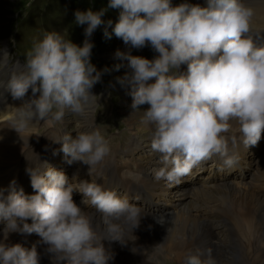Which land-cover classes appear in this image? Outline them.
Segmentation results:
<instances>
[{"label": "clouds", "instance_id": "1", "mask_svg": "<svg viewBox=\"0 0 264 264\" xmlns=\"http://www.w3.org/2000/svg\"><path fill=\"white\" fill-rule=\"evenodd\" d=\"M108 8L119 10V17L114 27L107 21L105 38L114 34L131 48L150 46L158 53L148 59L116 52L130 69L120 83L130 88L133 112L147 105L141 122L151 128V148L161 165L153 169L154 179L179 184L214 156L233 169L240 160L239 144L255 146L264 133V44L252 35L255 11L245 0H206V6L187 0H109L99 11L76 10L74 24L87 25L82 46L58 32L46 33L27 50L23 67L12 70L6 83L0 81L13 99L32 94L13 107L8 128L29 143L41 121L63 124L66 113L84 116L98 104L91 90L109 70H97L91 62L90 38L105 23ZM8 57L0 50L4 62ZM182 65L186 71H180ZM53 142L62 144L68 164L87 165L90 178L99 175L112 151L99 129L74 137L63 133ZM34 155L39 163L25 157L33 194L17 189L15 180L7 195L0 188V264H40L36 245L6 243L11 233H35L51 264H109L114 256L105 241L127 246L137 240L134 231L147 215L144 207L95 179L80 180L78 174L69 179ZM74 192L82 194L80 204ZM87 208L95 209L98 219ZM183 264L217 261L212 249L197 248Z\"/></svg>", "mask_w": 264, "mask_h": 264}, {"label": "bare ground", "instance_id": "2", "mask_svg": "<svg viewBox=\"0 0 264 264\" xmlns=\"http://www.w3.org/2000/svg\"><path fill=\"white\" fill-rule=\"evenodd\" d=\"M187 2L206 6V0H187ZM245 2L247 3V0ZM252 5H260V7L256 8L264 9V0H261V2L253 0ZM253 27V33L264 30V11L258 10L257 13L255 11ZM16 65L12 70H14ZM186 68V65H182L180 70L186 71ZM9 71L10 69L7 70L8 74L4 76L5 78H9ZM129 91L128 87L122 89L123 96L127 97V103L131 106L132 100ZM30 98L31 95L25 97L24 100L16 101L13 99L14 101L6 103L0 98V137H3L0 139V188L5 190V195L8 194L11 180L16 179V176L11 171L12 166H21L23 168L21 178L25 180L30 178L28 173L24 171L30 166L29 162L19 159L15 163L10 164L11 155L22 149L24 145L27 146V159L37 163L34 153L39 154L41 159L42 156L51 155L57 149L51 136L46 141L34 142L31 140L26 145L15 130L8 128V122L14 110L11 113L10 111L13 107H19ZM124 112L128 114L126 123L128 121L131 127L141 121L142 110L133 112V109L130 108ZM91 115V111L88 110L83 119L89 121ZM5 123H8V125L3 126ZM142 125H140L139 131H133V136L146 142L147 133H140V130H148V135H151V128L144 126L143 123ZM90 130L92 129L88 125V131ZM57 134L59 132L55 131L54 135ZM236 135L239 137L238 132ZM261 140L260 144H263L264 133H262ZM232 151L236 152L237 149H232ZM238 153L240 160L233 169L223 167L221 160L216 156L199 165L201 173L193 169L191 174L184 177L183 180L188 181L194 178L196 183L189 189L185 188V185L179 186L178 191H183H181V194L176 191L177 195L172 198L174 200L180 198V200L173 202L165 210L163 207L152 208L149 206L144 208L147 215L142 218L140 227L134 231L137 240L124 246L125 250L130 248L127 254L130 256L127 257L128 260L123 255L121 245L118 242L105 241L107 248L112 243V247L117 251L116 256L109 264H127L129 260L135 262L138 259L134 257L138 255L149 256L150 258L144 257L143 260L158 264L153 260L154 254L183 263L189 251L195 252L197 248L205 251L209 248L212 249V255L215 257L217 264H264V150L261 155L252 154V157L246 162L248 165L245 170L243 169L245 163L244 148L238 146ZM142 157H136L137 160H140L137 165H133L129 157L127 160L122 161L121 167L124 166L123 174L128 179L127 174L131 169L137 173H142V175L136 176L138 181H135V185L152 190L157 197V201L160 202V206L168 205V201L171 199L167 200L168 193L173 191L171 187L174 184H170L165 180L157 182L153 177V169L161 166L153 164L149 159L144 161ZM58 158L60 156H55L53 162L48 165H54ZM107 163L105 161L104 165ZM102 167H98L99 175L95 176L104 177ZM87 170L88 166L82 162H76L73 167L67 168L69 178H72L74 174H78L80 180H83V173H87ZM234 178H238V180ZM25 183L28 184L26 181ZM155 187L162 189L166 187L163 189L164 194L160 192L163 195H159L157 191H154L156 190ZM75 201L80 204L82 199ZM86 211L95 215L98 219L99 214L95 210L87 208ZM18 235L19 233H11L6 243L10 245L19 243ZM25 235L32 241L40 239L35 233ZM0 239H2V232H0ZM20 244L29 249L32 247L26 243L23 244L21 242ZM133 248L136 249L135 252L132 251ZM137 249L142 250L138 251ZM37 251L41 253L40 263L47 264L42 261V256H48L44 253V246L40 250L37 249ZM110 251L112 252L111 249Z\"/></svg>", "mask_w": 264, "mask_h": 264}, {"label": "rangeland", "instance_id": "3", "mask_svg": "<svg viewBox=\"0 0 264 264\" xmlns=\"http://www.w3.org/2000/svg\"><path fill=\"white\" fill-rule=\"evenodd\" d=\"M257 1L261 2V0H257ZM108 2L109 0H0V50H6L7 52L9 51L8 59L12 60L10 62V65H13L16 59L25 62V54L27 50H29L35 42L42 40L45 34L49 32H58L64 35L66 39L70 38L74 43L82 46L83 41L85 39L84 29L87 27V25L81 26L74 24L75 11L76 10L86 11L89 8H91L93 11H99L102 8H107ZM181 2H184V0H173V4H179ZM252 2L253 0H247V4L251 6L256 11V13L258 12V10L261 12L264 11V9L256 8V7H260V5L253 6ZM26 10L27 12H25ZM118 17H119V10L108 8L104 16L102 17V20L105 23L99 26L93 33V36L90 38L91 42L94 44V48L92 50L91 62L96 66L97 70H103L105 68L109 70L102 75L101 82L97 83L91 91L94 94L96 90L95 95L97 97H100L101 93H104V91H106L105 96L108 102L106 104L98 103L97 106L94 105L91 108H89V111H91L92 113L89 121H85L83 119V116L77 117L71 113H66L63 123H64V127L67 129L66 133L68 134H71L70 131L72 132L75 131L76 133L82 131L86 132V130L88 131V125L92 124V120L102 121L104 118H110L116 120L119 124L123 126L131 127L128 121L126 123L128 114L127 112H124V111H128L131 108V106L128 105L127 97L123 96L122 93V89L125 87L129 88V86L127 84L120 83V79L123 78L126 73H129L130 69L127 66L128 62L126 60H121L117 58L116 52L117 50H119L121 52L128 53L130 51L135 50V48H131L130 45H125L122 39L115 37L114 34L112 35L111 39H107L104 36V30L107 21L111 20L113 22L112 26L114 27L115 22L118 20ZM108 31L109 33H111L112 31L111 27L108 28ZM258 34L261 35L264 34V32L258 31L252 33V35L255 38L256 36H259ZM7 47L9 48V50L7 49ZM137 51H138L137 52L138 56H142L148 59H153L156 55H158V53H155L150 46H146L142 49H137ZM0 62L4 64L3 68L0 69V75L6 76L8 74L7 70L10 68L7 66V64H5L3 58H0ZM116 65H121L119 70L116 69L115 67ZM20 68H21V62L19 61L16 67L14 68V70ZM30 95L32 94L30 93ZM130 98L132 100L131 96ZM145 108H147V105L141 106L140 110L143 111V109ZM13 110L14 108L10 111V113ZM7 125L8 123L3 124V126H7ZM140 125L143 126L141 121L137 125H134L133 127L130 128L132 130V136H133V131H139V129L141 128ZM68 129H70V131H68ZM39 132H40L39 127H37L34 130V135L29 138V142L31 140L34 142H43L48 140L49 135H47V138L45 140L41 139L40 136L37 137L36 133ZM140 133L143 134L147 133L146 134L147 137L145 139L146 142L144 140H140L139 138L133 136L132 146L127 154V157H129L132 160L133 165L134 164L137 165L140 162V160H137L136 157L143 156L142 159H144V161L149 159L153 164L161 166L158 163V154L155 153L151 148V135H148V130L142 129L140 130ZM261 142L262 140L260 139V141L255 146H249V147H245L242 142L239 144V147L240 148L243 147L245 152V163L243 166L244 170L247 168L248 165V163L246 162L252 157L253 153H256V155L262 154L264 150V142L263 144H260ZM25 144L27 145V137ZM61 147L62 146H57L56 151H53L51 155H48L46 157L42 156L41 159L43 160V162L46 161L47 164H50L51 162H53L55 156H60V158L56 160L53 166H56V163L64 161L66 159V156L62 151H60ZM142 150H144V152H142ZM247 153H249V155H247ZM25 157L28 158L27 146L23 145L22 149L16 151L14 155H11L10 164L15 163L19 159L26 160ZM198 167L199 166L194 167L193 169L201 173V168ZM121 168L123 169L124 166H122ZM62 171L63 172L67 171V167L65 170ZM133 172L136 171H134L133 169L129 171V173L127 174L128 179L132 178ZM138 175H142V173L140 174L136 172V176ZM67 176L70 177L69 175ZM136 176H135V181H138ZM244 176L246 175L244 174ZM121 177L127 179V176L123 173L121 174L120 178ZM205 177L207 178V176ZM108 179H111V177ZM234 179L238 180V178H234ZM195 183L196 181L193 178L188 181L184 179L182 180L181 183L174 184L173 187H171L173 191L169 192L167 197V200L170 198L171 199L170 201H168V205H163V206H160V202L157 201V197L152 192V190H149V188L146 187H144V189L153 196V202L150 205L152 208L163 207V209H165L169 207L173 202L180 200V198H177L176 200L172 198L177 195L176 191H178L179 186L185 185V188L189 189ZM139 187L140 186L135 185V188H139ZM155 188L156 190L154 191H157L159 195H163L164 194L163 189L166 187H164L163 189L159 187H155ZM181 191L183 190L178 191L179 194H181ZM160 192L163 194H160ZM3 226H4L3 223L0 222V230H2ZM24 236L25 235H21V234L17 236L19 239V243L22 242L24 244V240L20 239L21 237ZM112 245L113 244L110 243L108 247L112 250V253L117 254L116 249L113 248ZM121 250L123 255L126 256V258L130 257L127 255L130 248L125 250L124 246H121ZM137 250L140 251L142 249H137ZM144 257L150 258L149 256H144V255H138L134 258L138 260H143ZM153 260L158 264H173V262L174 264H183L182 262L175 261L174 259L172 260L170 258H164L159 254H154ZM42 261L46 262L47 264L51 263V260L49 259L48 256H42Z\"/></svg>", "mask_w": 264, "mask_h": 264}]
</instances>
